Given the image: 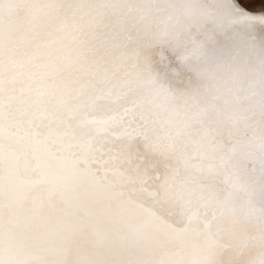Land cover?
Returning a JSON list of instances; mask_svg holds the SVG:
<instances>
[{
  "label": "snow or ice",
  "instance_id": "6c2138e0",
  "mask_svg": "<svg viewBox=\"0 0 264 264\" xmlns=\"http://www.w3.org/2000/svg\"><path fill=\"white\" fill-rule=\"evenodd\" d=\"M202 79L236 85L225 101L246 85L247 108L202 104ZM210 111L252 134L217 147L209 121L188 136ZM194 201L213 211L205 246L187 249V225L174 250L154 244L149 229ZM226 211L217 259L210 226ZM0 264H264V15L238 20L227 0H0Z\"/></svg>",
  "mask_w": 264,
  "mask_h": 264
},
{
  "label": "bare ground",
  "instance_id": "6f19581e",
  "mask_svg": "<svg viewBox=\"0 0 264 264\" xmlns=\"http://www.w3.org/2000/svg\"><path fill=\"white\" fill-rule=\"evenodd\" d=\"M197 3L201 4H211L217 2V0H195ZM227 3L231 5V10L238 20H244L246 18L259 17L264 15L259 10L251 11L245 9L237 3V0H227ZM258 9V6H256ZM208 91L202 97L201 103L204 105L215 104L222 111H243L247 108L248 101L247 96V86L244 84L239 85L238 91L236 93L238 99H228L225 101L223 94L226 93L231 88H236L237 86L231 82L220 83L213 87L206 80H201ZM220 95V99H214V97ZM211 121L212 135L211 143L217 147H229L233 144H243L247 138L252 134V129L250 127L249 121H241L240 123L234 125L230 121L219 120L214 111H210L203 119L193 120L188 127V136L192 138L198 137L203 128L208 125ZM190 144L186 142L185 138L182 137L177 141L176 146L170 155H175L176 151L181 149H187ZM183 173V170H181ZM197 180L199 183L204 185H215L217 188V195H223V185L219 183V177L208 175V174H198ZM146 193L137 194L136 204L131 205V207L136 208L137 204H145ZM247 199L246 193L241 191H236L233 193V208L236 212H239L240 206L244 200ZM105 204L109 208H114L116 206V201L107 199ZM213 217V211L211 207L202 205L199 201H194L191 205H183L178 203L175 208L164 215V227L152 226L149 229L151 240L154 244L163 247L168 250H174L179 246V243L173 233L176 230L184 229L187 225L188 231L185 233L184 245L188 250H196L205 246L206 241L203 237L202 229L204 228V222L207 219ZM145 215L142 209H137V214L133 216L134 222H143ZM233 212L226 211L223 214H216L215 218L212 219L211 230L216 233L223 247H218L216 250L217 259H222L224 254L227 252V230L230 228L233 222ZM241 227L247 231H254L255 220L253 217L249 216L247 218H242Z\"/></svg>",
  "mask_w": 264,
  "mask_h": 264
}]
</instances>
